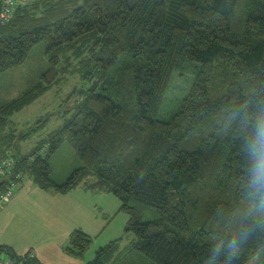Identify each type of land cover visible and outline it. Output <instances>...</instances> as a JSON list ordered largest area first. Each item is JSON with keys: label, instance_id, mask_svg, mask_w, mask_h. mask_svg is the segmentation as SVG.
<instances>
[{"label": "trees", "instance_id": "obj_1", "mask_svg": "<svg viewBox=\"0 0 264 264\" xmlns=\"http://www.w3.org/2000/svg\"><path fill=\"white\" fill-rule=\"evenodd\" d=\"M41 40L48 69L0 106V160L16 158L18 183L29 174L47 190L117 195L134 237L85 264H251L264 249V0H24L0 23V73ZM186 63L194 80L160 115ZM73 68L92 82L83 99L21 153L30 134L7 132L9 117ZM65 140L82 165L58 181L50 158ZM91 243L76 228L66 250L83 256ZM3 253L43 264L7 244Z\"/></svg>", "mask_w": 264, "mask_h": 264}, {"label": "rangeland", "instance_id": "obj_2", "mask_svg": "<svg viewBox=\"0 0 264 264\" xmlns=\"http://www.w3.org/2000/svg\"><path fill=\"white\" fill-rule=\"evenodd\" d=\"M46 43V40L39 41L31 48L22 63L0 73V106L19 96L25 89L36 83L42 73L48 69L49 59L46 55ZM194 77V65L191 63L183 64L175 72L160 115L166 116L177 107L181 98L190 88ZM65 80L53 85L37 99L16 110L9 117L10 124L7 132L30 134L20 141L19 151L21 153L30 151L40 140L47 138L52 131L64 125L75 106L83 99V89L92 83L80 79V73L76 68L70 70ZM69 109L71 110L68 112ZM50 162L52 177L58 181H63L75 167L82 165L74 144L68 140L63 141L58 150L51 155ZM21 190L24 192V196L22 200L16 201V205L25 211L28 208L31 212L34 211V206L39 208V205L43 207L45 204H47V210H50L58 203L54 197L69 196L67 194L50 197L49 194H54L55 191L50 193V191L41 189L30 176H25L19 181L14 188L13 197H17ZM78 190L84 196L87 195L88 198L85 196V200H91L96 207V217L92 210L91 216L84 220L85 224L82 226L83 230L85 229L92 236V243L84 254L87 262L93 259L99 247L106 245L111 240L123 237L124 244H127L134 237L133 233L126 232L129 214L120 209L121 201L117 195L111 191L91 190L92 192H86L81 186H78ZM79 191L69 194H72L71 197L74 198L80 194ZM30 227V225L25 226L26 229ZM251 264H264V249L253 257Z\"/></svg>", "mask_w": 264, "mask_h": 264}, {"label": "crops", "instance_id": "obj_3", "mask_svg": "<svg viewBox=\"0 0 264 264\" xmlns=\"http://www.w3.org/2000/svg\"><path fill=\"white\" fill-rule=\"evenodd\" d=\"M25 176L30 175L26 174L22 179ZM82 188L86 192H92ZM41 189L44 188L41 187ZM45 190L50 193L55 191ZM76 191H79L78 187L67 193L55 191L54 194H49L50 197L67 194L69 196L54 197L59 204L55 202L56 204L50 210H47V204H45L43 207L39 205V208L34 206V211L31 212L28 208L25 211L16 205V201L22 200L24 196L21 190L20 194L11 198L0 211V244L11 246L19 255L32 252L34 257L43 264H85L87 261L84 255L68 253L66 247L69 245L70 233L76 228L83 229L84 220L91 216L92 210L96 217V207L91 200L86 201L88 196L85 195V197L80 191V194L74 197L76 200L71 197L72 194L69 193ZM26 225L31 227L26 229Z\"/></svg>", "mask_w": 264, "mask_h": 264}, {"label": "built area", "instance_id": "obj_4", "mask_svg": "<svg viewBox=\"0 0 264 264\" xmlns=\"http://www.w3.org/2000/svg\"><path fill=\"white\" fill-rule=\"evenodd\" d=\"M24 0H1L0 5V23L7 24L15 16L18 7ZM17 161L10 153L0 160V211L4 209L6 203L13 197L14 188L18 181L10 176ZM33 256V253L31 254ZM0 264H23L22 260H18L8 254H0Z\"/></svg>", "mask_w": 264, "mask_h": 264}, {"label": "water", "instance_id": "obj_5", "mask_svg": "<svg viewBox=\"0 0 264 264\" xmlns=\"http://www.w3.org/2000/svg\"><path fill=\"white\" fill-rule=\"evenodd\" d=\"M0 184H1V182H0Z\"/></svg>", "mask_w": 264, "mask_h": 264}]
</instances>
